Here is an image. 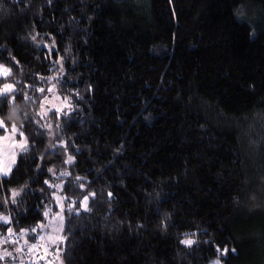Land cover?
<instances>
[{
  "label": "trees",
  "instance_id": "1",
  "mask_svg": "<svg viewBox=\"0 0 264 264\" xmlns=\"http://www.w3.org/2000/svg\"><path fill=\"white\" fill-rule=\"evenodd\" d=\"M0 65L28 243L60 184L62 264H264V0H0Z\"/></svg>",
  "mask_w": 264,
  "mask_h": 264
},
{
  "label": "rangeland",
  "instance_id": "2",
  "mask_svg": "<svg viewBox=\"0 0 264 264\" xmlns=\"http://www.w3.org/2000/svg\"><path fill=\"white\" fill-rule=\"evenodd\" d=\"M0 77H4V75L0 73ZM2 88L3 86L1 89ZM49 89H51V91H49ZM49 89L40 103L38 110L39 117H44L50 112H63L71 109L68 99L58 95L53 86H50ZM23 139L24 138L18 134H13L11 128L8 129L7 132L4 131L3 133H0V176L7 177L11 173L19 154L24 152V150L18 146L19 142ZM8 169H11V171H8ZM5 172H7V174H5ZM61 187L60 184H57L55 187L52 194V204L44 208L43 221L35 228V230L38 231V237L41 240L39 241L38 238L36 241H39L38 243L41 244L40 249L43 250L44 253H49L53 249H57L62 241L56 240L55 243H53L50 239L53 225H57L61 229L54 235L63 237L64 234L65 211H68V209L64 204L65 197L61 193ZM45 213H47V215H45ZM58 214L59 216H63L62 221L59 219ZM5 217L7 218V222H5ZM10 223V214L0 210V264H28L29 262L31 264H39L34 255L36 249L34 244L36 241L32 242L33 244L28 243L23 235L27 231H13ZM2 229H5L6 232L3 233ZM9 229H11V232H7ZM24 250L27 252L26 255L22 254V251ZM47 264H62L59 258L58 249L55 251L52 260Z\"/></svg>",
  "mask_w": 264,
  "mask_h": 264
},
{
  "label": "snow or ice",
  "instance_id": "3",
  "mask_svg": "<svg viewBox=\"0 0 264 264\" xmlns=\"http://www.w3.org/2000/svg\"><path fill=\"white\" fill-rule=\"evenodd\" d=\"M33 39H35V37H33ZM63 58L61 57L60 60H62ZM60 60L57 61V63L60 62ZM0 73H2L5 77H7L10 73V70L6 67H4L3 65H0ZM38 91L43 92L44 89H38ZM49 91H51V89H49ZM14 92V86L12 84H4L3 88L0 89V105L4 104L6 101L9 104H15L16 103V96L15 95H11ZM25 99H27L28 97L25 96ZM11 132L13 134H18L19 136L23 137L24 139L22 141L19 142V147L21 149H23L24 151H27V139L25 137V134L23 131H20L17 126L15 124H12L11 126ZM23 127V125H21V128ZM9 125L5 122V120L3 119L2 116H0V130H3L5 132L8 131ZM7 138V137H5ZM72 157H69V161H71ZM8 171H11V169H8ZM49 171L51 172L52 170L49 169ZM5 174H7V172H5ZM61 175H69V173L67 172H63L61 173ZM77 180H80V177L76 178ZM45 184H48V181H45ZM50 187L52 185H49ZM79 187L81 189H83L84 185L81 184L79 185ZM19 193L13 191L12 192V197H13V203H15V197L18 195ZM89 195L91 196H95V193H89ZM89 195H85L83 197V200L81 202V206L85 208V210H87V204H88V199H89ZM109 197H111V193H108ZM45 215H47V213H45ZM59 216V214H58ZM5 222H7V218L5 217ZM59 219L62 221L63 220V216H59ZM60 227L57 225H53L52 226V234H50V239L53 241V243H55L56 240H62L63 237L60 236H56L54 235L56 232L60 231ZM9 232H11V229H9ZM181 244H184L186 246H191L195 243L194 240L192 239H183L180 241ZM217 251H221L219 248L217 249ZM227 249H224L222 254H227ZM232 251H235V249H233ZM214 264H220V261L217 260L214 262Z\"/></svg>",
  "mask_w": 264,
  "mask_h": 264
},
{
  "label": "built area",
  "instance_id": "4",
  "mask_svg": "<svg viewBox=\"0 0 264 264\" xmlns=\"http://www.w3.org/2000/svg\"><path fill=\"white\" fill-rule=\"evenodd\" d=\"M38 242L36 241V243H35V247H36L35 253H34L35 258L38 260L39 264H47L52 260L54 254H55V251L57 249H53L49 253H44L43 250L40 249L41 244ZM22 254L26 255L27 252L24 250V251H22ZM28 264H31V263L29 262Z\"/></svg>",
  "mask_w": 264,
  "mask_h": 264
},
{
  "label": "crops",
  "instance_id": "5",
  "mask_svg": "<svg viewBox=\"0 0 264 264\" xmlns=\"http://www.w3.org/2000/svg\"><path fill=\"white\" fill-rule=\"evenodd\" d=\"M7 232H9V231H7ZM38 238H39V237H37V239H38ZM38 240L41 241L40 238H39ZM35 243H36V242H35ZM32 244H33V243H32ZM34 245H35V244H34Z\"/></svg>",
  "mask_w": 264,
  "mask_h": 264
}]
</instances>
